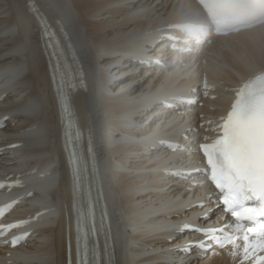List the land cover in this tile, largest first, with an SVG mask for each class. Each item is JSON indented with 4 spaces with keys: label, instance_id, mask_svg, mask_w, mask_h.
Instances as JSON below:
<instances>
[{
    "label": "bare ground",
    "instance_id": "6f19581e",
    "mask_svg": "<svg viewBox=\"0 0 264 264\" xmlns=\"http://www.w3.org/2000/svg\"><path fill=\"white\" fill-rule=\"evenodd\" d=\"M34 1L68 28L87 70L88 90L77 93L75 102L82 120L91 125L96 133L102 174L113 208L112 216L123 235L120 264L176 263L172 256L183 235L179 231L182 225L176 226L175 223L188 217L192 211L204 213L199 207L192 206L187 198L191 189L200 196L202 189L189 188V181H177L171 176L183 160L172 156L165 158L156 149H151L150 154L136 155V151H142L143 147L130 137L125 143L119 133L131 125L133 113L143 111L147 106L153 92L148 93L153 87L162 85L170 74L156 77L148 71H138L135 74L131 72L130 80L126 82L116 78L118 72H124L128 66L125 63L120 68L123 63L119 62H127L120 55V50L132 48L138 41L146 44L153 33L164 28L171 19L198 17V7L192 0ZM33 22L26 12V0H0V59L5 56L4 64H8L10 59L18 62L2 74L7 76L9 83L24 75L16 83L17 88L37 96L40 89L44 100L49 103V135L42 133V125L38 122L31 127L17 126L23 120L20 119L23 113L29 112L30 116L36 117L33 102L18 110V115L10 119L13 125L5 131L8 136H0L2 144H8V148L0 152V170L7 169L5 175H11L9 179L12 182H21L24 186L16 194L17 199L22 197L23 191L32 192L20 201L16 214L30 221L29 227L33 228L30 242L21 248L22 254L8 255L3 264H64L65 213L62 211L58 217L51 216L55 210L50 199H59L61 205L65 203L68 207V179L58 143V114ZM27 41L31 42L32 48H37L36 74L32 58L28 59L29 71L22 74L24 63L21 56ZM200 59L206 68H197H202L212 83L210 98L204 99L203 107H198L195 121L196 127L199 122L205 121L198 126L204 132L205 127L211 126L220 114L229 89L240 78L264 71V24L222 38L208 50L205 58ZM134 80L139 83L131 85ZM189 85L202 92L207 83H202L196 75L188 82ZM144 120L141 116L137 118L140 124ZM177 126L178 121L170 122V119H164L160 124L162 133ZM187 134L194 138L199 133ZM17 158L23 162H14ZM53 158L59 163L57 185ZM209 204L207 202L206 206ZM36 212L39 215L32 219ZM236 249L233 247L230 252L201 258L199 263L188 259L186 264H239ZM233 252L235 256L231 255Z\"/></svg>",
    "mask_w": 264,
    "mask_h": 264
},
{
    "label": "snow or ice",
    "instance_id": "6c2138e0",
    "mask_svg": "<svg viewBox=\"0 0 264 264\" xmlns=\"http://www.w3.org/2000/svg\"><path fill=\"white\" fill-rule=\"evenodd\" d=\"M59 103L63 108L64 101L61 100ZM188 103L193 104L196 101L189 100ZM216 130L218 132L216 139L211 144H201L200 150L206 161L203 172L217 190L218 203L215 208L203 213L198 219L207 220L212 211L219 208L231 214L237 222V229L243 221L254 222L257 227H248L242 237L245 241L243 255L245 258L253 257L254 264H264V256H257L258 252H264V113L256 116L249 112L244 103L234 104L227 115L222 117V122L218 124ZM72 155L74 157V152ZM78 164V159L70 160L74 183L78 175ZM2 186L0 184V187ZM198 206L203 207V202ZM2 214L3 211L0 209V215ZM20 223L0 225V235L5 229L11 230ZM185 230L196 231L206 239L188 242L179 249L181 251L191 252L193 248L208 251L213 246L224 247L225 241H231L230 237L222 238L217 235L225 230L223 227H197L185 223L179 231ZM247 233L258 235L259 241L249 244ZM86 236V232L84 234L81 232L78 219L77 264H99L96 249L89 247ZM20 239L14 236L11 240L12 246L18 244ZM231 255L235 256V252Z\"/></svg>",
    "mask_w": 264,
    "mask_h": 264
}]
</instances>
